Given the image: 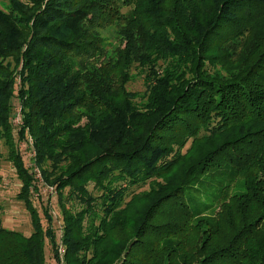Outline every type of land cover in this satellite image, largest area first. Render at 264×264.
<instances>
[{
  "label": "trees",
  "instance_id": "trees-1",
  "mask_svg": "<svg viewBox=\"0 0 264 264\" xmlns=\"http://www.w3.org/2000/svg\"><path fill=\"white\" fill-rule=\"evenodd\" d=\"M5 2L0 159L32 230L0 224V264L57 247L28 136L65 264H264V0Z\"/></svg>",
  "mask_w": 264,
  "mask_h": 264
},
{
  "label": "rangeland",
  "instance_id": "rangeland-1",
  "mask_svg": "<svg viewBox=\"0 0 264 264\" xmlns=\"http://www.w3.org/2000/svg\"><path fill=\"white\" fill-rule=\"evenodd\" d=\"M26 1V0H23ZM0 6L5 7V0H0ZM131 90H142V80L136 79L129 85ZM14 104L17 102L13 100ZM12 121L17 123L15 116ZM21 154H23L25 166H30L31 161L28 158L26 149L21 148ZM38 183V182H37ZM20 182L18 181L12 165L4 158L0 159V224L6 229H12L20 231L24 234H29L32 230L30 218L28 212L25 210L22 202L17 200L16 194L19 191ZM39 196L33 193L32 199L34 205L37 207L38 214L41 217L42 204L45 206L47 201L49 204V215L51 218L50 225L54 232V241L58 242L60 239V207L58 205L56 194H49L47 189L43 185H38ZM91 188V186H89ZM146 188V185L145 187ZM45 222V220H44ZM47 238L44 239V255L45 264H54V259L57 258V248L52 251L51 243Z\"/></svg>",
  "mask_w": 264,
  "mask_h": 264
},
{
  "label": "built area",
  "instance_id": "built-area-1",
  "mask_svg": "<svg viewBox=\"0 0 264 264\" xmlns=\"http://www.w3.org/2000/svg\"><path fill=\"white\" fill-rule=\"evenodd\" d=\"M15 118H16V121L17 123H14V125H18V123H20V108L17 107L15 108ZM20 145H22V149H26L28 150L27 151V155L29 156L28 158L30 159L31 161V164L30 166H26L29 168V170L33 173L34 177H35V180H36V183L35 185L38 187V185H43L49 194H56V190L54 189V187L52 186H48V185H45L43 183V180H42V177H41V173H40V170L38 169V167L34 164L33 162V157H34V151L32 150V139L30 136L27 137L26 140H22ZM38 182V183H37ZM36 194L37 196L39 195V188H38V194L37 193H34ZM57 258H55L54 260V264H65L64 262V253H65V249H64V246L61 242V238L59 239V241L57 242Z\"/></svg>",
  "mask_w": 264,
  "mask_h": 264
}]
</instances>
